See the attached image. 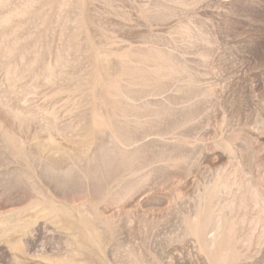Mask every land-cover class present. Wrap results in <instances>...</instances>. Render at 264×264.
Here are the masks:
<instances>
[{"label": "rangeland", "instance_id": "374dc122", "mask_svg": "<svg viewBox=\"0 0 264 264\" xmlns=\"http://www.w3.org/2000/svg\"><path fill=\"white\" fill-rule=\"evenodd\" d=\"M0 264H264V0H0Z\"/></svg>", "mask_w": 264, "mask_h": 264}]
</instances>
